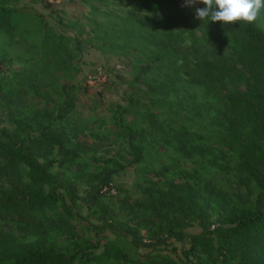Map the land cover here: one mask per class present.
<instances>
[{
    "label": "rangeland",
    "instance_id": "rangeland-1",
    "mask_svg": "<svg viewBox=\"0 0 264 264\" xmlns=\"http://www.w3.org/2000/svg\"><path fill=\"white\" fill-rule=\"evenodd\" d=\"M0 1L21 10L25 17L38 16L45 22L30 19L16 33L12 46L0 49V144L12 135L16 127L13 119L19 117L33 127L32 138L51 133L62 138L71 154L76 153L72 160L63 161L58 146H46L47 158L40 163H49L66 207L47 208L37 224L15 213L18 200L13 199L26 198L9 180L0 179V234L13 236L20 243L45 240L66 253L90 251L95 245L93 251L100 254L106 242L115 241L132 258L140 254L182 260L189 241L171 240L157 248L135 250L122 223L138 225L144 215L141 203L156 199L166 181L182 183L180 176L186 174L194 177L192 185L200 170L210 176L215 173L209 167L200 168L196 153L186 143L188 137L194 142L199 136L206 137L215 125L195 114L196 99L185 96L183 85L182 96L164 101L159 91L152 94L147 87L140 94L143 101L133 102L132 93H139L142 87L138 77L154 63L161 43L138 48L134 35L126 33L135 30L134 21L145 15L153 33L167 35L170 45L190 48L201 40L204 20L195 19V8L182 7L183 0L165 2L169 16L148 12L141 0ZM55 36L62 37L59 44ZM232 76L233 82L226 79L212 88L209 100L210 93L203 86L192 88L199 105L211 109V118H215L213 112L224 108L214 102L218 94L245 87L247 76L241 66ZM156 119L170 127L168 140H153L160 135L154 127ZM128 125L135 127L134 141L124 129ZM139 143L146 152L143 162L137 160L133 149L140 147ZM106 173L112 174V184L102 189L97 203L89 192ZM225 188L231 186L227 183ZM101 214L105 218L101 219ZM202 232L198 223L186 230L189 235ZM145 243L154 244L148 238Z\"/></svg>",
    "mask_w": 264,
    "mask_h": 264
},
{
    "label": "trees",
    "instance_id": "trees-1",
    "mask_svg": "<svg viewBox=\"0 0 264 264\" xmlns=\"http://www.w3.org/2000/svg\"><path fill=\"white\" fill-rule=\"evenodd\" d=\"M166 1L141 0V3L150 13L169 16L170 12L164 7ZM33 18L45 24L41 17H25L21 10L8 8L0 1V49L11 47L16 33ZM149 20L142 15L134 21L135 30L120 29L134 35L138 48L161 43L154 63L138 77L142 80V89L132 93L133 102L143 101L140 94L147 87L152 89V94L159 91L164 101L184 94L194 97L195 114L204 115L201 121L215 128L206 137L199 136L197 142L188 137L186 143L196 153L200 168L209 167L215 173L210 176L200 170L194 174L197 181L192 185L194 177L188 178L186 174L180 176L182 183L174 179L166 181L156 199L141 203L144 215L140 223L122 225L127 237L132 238L135 250L157 248L171 240L189 241V248L182 251L183 259L177 262L169 256L140 254L132 258L115 241L106 242L100 254L93 251L95 245L90 246L93 249L90 251L66 253L45 240L20 243L13 236L0 234V264H264V10L252 23L222 24L204 20L201 40L183 49L170 45L167 35L153 33L148 27ZM55 37L59 44L62 37ZM57 51L58 47L55 53ZM238 66L247 76L245 87L218 94L214 102L224 108L220 113L213 112L215 118H211V109L199 105L200 100L192 93V88L203 86L210 93L209 100L212 88L226 79L235 80L232 74ZM158 120L154 127L160 135L153 140H168L170 127L166 121ZM13 123L16 127L12 135L5 144H0V179L9 180L26 198L13 199L18 200L14 204L15 213L37 224L47 208L66 207L58 193L59 181L52 178L49 163H40L47 158L46 146H58L63 161L72 160L76 153L71 154L62 138L51 133L42 132L39 138H32L33 127L22 118L15 117ZM124 129L134 141L135 127L128 125ZM141 146H133V149L137 160L143 162L146 152ZM227 183L230 190L225 188ZM111 184L112 174L106 173L98 183L92 184L89 194H93L92 198L98 203L102 189ZM100 218L105 215L101 214ZM194 223L201 226V234L186 233ZM146 238L154 244H146Z\"/></svg>",
    "mask_w": 264,
    "mask_h": 264
},
{
    "label": "clouds",
    "instance_id": "clouds-1",
    "mask_svg": "<svg viewBox=\"0 0 264 264\" xmlns=\"http://www.w3.org/2000/svg\"><path fill=\"white\" fill-rule=\"evenodd\" d=\"M197 4L203 7H195ZM182 7L195 8V19L200 21L252 23L264 10V0H183Z\"/></svg>",
    "mask_w": 264,
    "mask_h": 264
}]
</instances>
